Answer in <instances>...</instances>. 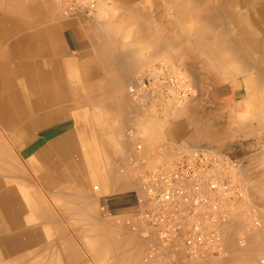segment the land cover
Wrapping results in <instances>:
<instances>
[{
    "label": "crops",
    "instance_id": "1",
    "mask_svg": "<svg viewBox=\"0 0 264 264\" xmlns=\"http://www.w3.org/2000/svg\"><path fill=\"white\" fill-rule=\"evenodd\" d=\"M1 1V10L5 12L1 22L15 13L22 19L31 15L33 18V13L27 11L23 0H15L14 3L10 0L5 3L8 5ZM117 1L112 7L117 10V15H114L113 10L112 15L108 16L109 6L103 5L92 18H80L67 27L71 32L68 40L70 58L77 63L80 72L77 74L91 76L86 86L78 88V91L85 93L86 116L78 122L73 116L70 123H50L41 132L39 143L40 149L55 145V163L59 165L56 170L60 177L74 175L77 178L76 183L68 182V186L64 182L56 191V195L61 197L58 202L62 205V219H67L66 214L76 216L63 204L78 205L77 218L85 220L86 225L75 233H96L94 236H100L99 239L102 237L98 241L108 251V258L104 259L103 264H112L110 252L116 245L119 246L120 259L125 260V264L142 256V230L135 221L136 190L141 186V172L173 158L178 151L189 147L185 146V141L174 137L168 124L170 119L160 116L146 96L140 95L143 98L138 99L139 95H132L129 89L138 70L144 63L157 59L160 49L174 50L175 25L172 22L175 16L166 0ZM36 7L41 8V11H51L47 4ZM15 22L14 19H7V27L13 30L9 37L25 44L26 24L18 20V25H15ZM53 26L59 27V23ZM110 26L113 32H110ZM160 32L164 38L159 37ZM52 35L55 37L56 33L53 31ZM42 36L38 35V38ZM251 114L253 110L248 112L245 120H241L246 129L238 132L237 136L253 137L255 143L251 145L255 150L242 167V175L238 180L242 182V197L232 206L230 221L221 228L223 237H226L225 243L230 246H225L228 254L191 260L184 258V251L180 248L177 250V259L166 262L162 257L171 251L164 250L158 252L155 261L150 264H264V122ZM44 133H49V136L46 138ZM131 150L133 154L129 152ZM95 180L99 181L97 188L93 187Z\"/></svg>",
    "mask_w": 264,
    "mask_h": 264
},
{
    "label": "bare ground",
    "instance_id": "2",
    "mask_svg": "<svg viewBox=\"0 0 264 264\" xmlns=\"http://www.w3.org/2000/svg\"><path fill=\"white\" fill-rule=\"evenodd\" d=\"M166 2L168 3V6L170 7L171 11L174 13V16L180 17L182 30L185 31L186 34L190 35V37H192L193 39H197V40L205 39L203 44V49L207 58L205 60L209 59L215 62L216 76L222 73L235 75L234 73H238V71L239 72L241 71L240 73L245 75L244 77H245V82L247 83V95H248L245 105L246 107L250 106V108L254 107L255 112H253V116L258 121L264 122V0H166ZM108 10L110 11V9ZM70 17L76 18V16H70ZM8 18L9 17H5L4 21H2L3 26L2 28L0 27V34H1L0 35L1 36L0 123L3 125L4 132L8 133V137L10 136L9 138L11 139L13 138L15 141H17L19 145V149H21L23 154H25L24 153L25 149L29 147L32 144V142L34 143V141L39 140L38 137L40 136L41 131L43 132V130L46 129L45 128L46 125L59 121L68 115L75 116L76 122L85 118L86 115L81 113L79 110H75V108H65L61 104L64 102H69V104L71 103L74 104L76 102V98H78L77 99L78 101L80 98L76 97L74 93L78 91V88L81 89L82 87L86 86L88 82H83V85H79L78 79L76 77V71H74L78 68V66H76V64L71 60L68 59L65 60L64 58L61 60L58 57V53L61 52L62 50L61 48H59V45H54L55 43H53V41L51 43L52 46L50 47L43 45V47H39V48L36 47V49L33 46V44L35 43L33 41L34 37H29V46L27 48H26V43L20 44L18 43V41L17 42L14 41L15 43L10 42L9 38H7V36L10 35V28L7 27ZM17 21L18 20H16L15 25H18ZM19 21L21 23L26 24V19L19 18ZM110 27L109 30L112 29V26ZM42 29L45 28L42 27ZM112 30H110V32ZM12 31L13 30L11 28V34ZM107 40L109 39L107 38L106 41ZM48 48H50L51 50H49ZM33 53L39 54L42 60L35 61L34 64V60L32 56ZM50 53H53V55ZM144 57H146V55ZM153 63L151 64L149 63V66H147L148 64H144V66L142 67L147 66L148 68L156 64ZM50 65L52 66L53 69H55L56 67L57 69H55L54 72L53 71L51 73L48 72V67H50ZM84 65H86L87 67V64L84 63ZM81 69L83 68L81 67ZM146 69H144L142 73H144ZM142 73L140 72L139 75H141ZM121 74L123 75V73ZM83 78L84 81L85 80L87 81L91 78V76L83 75ZM18 82L25 84L27 91H30L31 89V88H27V86H29L31 82H35L32 88L36 93H34L32 96H28V94L26 93V97L27 96L28 97L26 98V100H24L15 90V86L18 85L17 84ZM132 82L130 84L131 86H129V89L132 95H134V91H132L131 87L132 85L135 84L136 81L133 84ZM142 98H143L142 96L140 95L138 96V99H142ZM176 104L178 103L174 102L173 105L169 106V108L173 109L174 111V107L175 106L178 107V105ZM6 143H7L6 141H1L0 139V157L2 160H4L7 163L15 164V161L13 160L15 153L12 152V150L10 149V147H8ZM55 150H56L55 145H51L47 148H42V149H40L38 146L37 148L34 149V152H36V154L40 158L39 160L41 161L40 163L42 162L46 163L47 159L48 158L50 159V157L54 158L53 160L55 161L56 159ZM129 152L132 153V150ZM56 165L57 164L55 163V166ZM17 166L20 168L19 165ZM31 166H33V164H31ZM34 166H38V163H34ZM4 170H5L6 179L9 182H12L14 179L17 178L21 179L22 176L24 175V174L21 175L19 173L12 174L13 169L7 166L4 167ZM37 178L39 179V181L44 179L46 181V184L53 185L55 196L58 193V192L56 193V191H58L55 189L56 187H62L63 186L62 184L64 182H66V184L69 186L68 182L71 183L74 180L76 183V179H77L76 177H74V175H71L70 177H67L66 175L64 178L60 177V174H58L57 170L52 166L45 169H41L37 175ZM23 180L24 181H22V183H18L19 184L18 188H20V190H18L19 194L23 189V193L25 194L26 197V199H23L22 201L19 197L16 196L17 190L14 187L15 186L14 184L9 185L3 183L0 186V229L8 230L9 227L10 228L14 227L15 224L21 225V229H22L21 233L18 235L17 238H15V236L14 237L8 236L9 233L6 234L4 237L3 236L0 237V248H1L0 252L1 251L8 252L9 250H13L18 245V243H20L21 247H23V244L24 245L26 244V231H25L26 228L23 226V221L25 217L23 216L24 219L22 220V216H21L25 207L28 208L27 216L30 218L29 221H31V219L39 220L41 218L45 219L48 217H52L53 214L52 211L49 209L50 208L49 204L46 202L44 198L41 197V194L39 193L40 188L37 186L36 183L34 184L32 178L27 176V179L24 177ZM98 186H99V181L95 180L93 182V187L97 188ZM24 188H26V191ZM60 198H61L60 195L59 197L57 196L58 200H60ZM87 198L88 197H86V199ZM77 206H74V203H68V208L76 213L78 212ZM83 215L86 214L83 213ZM229 221L230 220H228L227 222ZM48 229H50V227ZM95 234L96 233H94V235ZM96 237L99 238L100 236H96ZM225 239L226 237H224V244L225 246L228 245L227 247L229 248L230 246L229 244L225 243ZM61 244L63 245L64 248L63 250L65 252L66 251H68L69 253L73 252L76 256L80 258V260H82L81 251L75 246L73 240L67 239L66 241L61 242ZM73 253L71 254L70 257L71 259L73 258ZM226 253L227 252H224L223 254L220 255V257L225 255ZM192 259L194 258H191V260ZM82 261L80 264H86L83 263Z\"/></svg>",
    "mask_w": 264,
    "mask_h": 264
},
{
    "label": "rangeland",
    "instance_id": "3",
    "mask_svg": "<svg viewBox=\"0 0 264 264\" xmlns=\"http://www.w3.org/2000/svg\"><path fill=\"white\" fill-rule=\"evenodd\" d=\"M11 1L13 3L15 2V0ZM1 2L5 4L6 2H10V0H3ZM2 3L1 5H3ZM23 3L26 4L27 11H31L33 13L32 19L31 17L26 16V48L29 46V37H34L33 39L35 43L33 44V46L35 47V49L36 47H43V45L50 47L52 46L51 43L53 41V43H55L54 45H59V48H61L62 50H60L61 52L58 53V57L61 60V56H63L65 60H71V47L68 43V40L71 37V32L67 27H69L72 22H75L81 17L92 18L97 9L101 8L103 5L109 6L108 9H110V11H108L107 13L108 16L112 15L114 10L112 9V5H116L118 1L98 0L97 9L91 16L80 14L79 16H76V19H73L69 15L65 14L58 7L57 3L54 0H23ZM45 4H48V6H50L51 11H49V9L46 12L41 11V8L36 7L39 5L44 7ZM35 11L37 14H35ZM3 14H5V12L1 10L0 6V20H2ZM114 15H117V12H115ZM19 18H21V16L16 13L11 14L9 17V19L14 20H19ZM55 23H59V27L54 28L53 24ZM1 24L2 23L0 21V27L2 28ZM173 24L175 25L174 50L167 51L166 48L160 49L159 57L157 59H153V61L150 60L149 63L151 64L154 62L168 64L175 71L184 72L194 83L196 91L193 95L186 98L181 103L176 104L178 105V107L175 106L176 109L174 107V111L173 109L168 107V114H166L163 110H157L158 114L162 117H167L168 119H170L168 121V124L173 131L174 137L178 140L185 141L186 147L209 146L218 149H227L234 153L236 156L241 157L242 162L239 174L241 176L242 167L247 163L250 153L255 150V148L251 145V143H255L253 142L255 140L253 137L241 138L237 136L238 132L240 133V131L246 129L245 123L241 122V120L246 119V116L248 115V112L250 110H253V112H255L254 107L250 108V106L246 107L245 105L248 96L247 83L245 82L244 77L245 75L241 74V71H238V73L240 74L234 73L235 75H229L226 73H222L216 76L215 62L209 59L205 60L207 59L203 49L205 39L197 40L190 37V35L185 34V32L181 28V19L178 17H174L172 25ZM42 27H44L45 29H42ZM53 31L56 33V35H54L55 37L52 36ZM14 34L16 33L14 32ZM38 35L43 36L41 39H39ZM9 36H7V38H9L10 42L15 43L14 40H16V38H11ZM159 37L164 38L161 32ZM196 40L200 43H198ZM48 49L51 50L50 48ZM62 52L63 54H61ZM50 54L53 55V53ZM32 56L34 64L35 61L42 60L39 54L33 53ZM74 63L77 64L76 61ZM149 63L147 66H149ZM147 66L139 69V71L136 73L137 75H135L134 77L135 79L132 84L136 81V78L139 76L140 72L142 73L144 69L147 68ZM51 68L52 66L50 65V67H48V72L50 73L52 71L54 72L55 69H57V67L55 69ZM74 71H76V77L78 79L79 85H83V82H88V80L84 81L83 76L77 74L79 72L78 68ZM34 83L35 82H31V84L27 86V88H31L30 91H27L25 84L18 82L17 84L19 86L16 85L15 90L19 93L21 98L26 100L28 96H32L34 93H36L32 88L34 86ZM26 93L28 94L27 97ZM74 94L76 97L80 98L78 100L79 102L77 101L78 98H76V102L74 103L75 105L72 103L71 105L69 104V102H64L61 105L65 108H75V110H79L84 114L86 112L85 93L77 91ZM71 117H73V115H68L59 121L67 122L69 120L68 123H70L72 120ZM68 125L71 126L70 124ZM46 126L50 125L48 124ZM0 136L1 141H6L8 147H10L12 152L15 153V156L13 154V160L15 161V164L7 163L0 157V186L3 183L9 185L14 184V187L17 190L16 196L19 197L22 201L23 199H26V197L23 193V189L19 194L18 190H20V188H18V183H22V181H24V177L26 179L27 176L31 177L34 184L36 183L40 188L39 193L41 194V197L46 200V202L49 204V209L53 213L52 217H48L45 219L41 218L39 220L31 219V221H29L30 218L27 216L28 208L25 207L21 216L22 220L25 217L23 226L26 228H24L26 231V246L23 244V247H21L20 243H18V245L13 250H9L8 252L1 251L0 264H80L82 260V262L86 264H103L104 259L108 258V251L106 248L104 249L103 244L98 241L99 238H97L93 234H82L81 232L80 234H78V236L75 231L83 228L86 225L85 220L78 219L77 215L70 216V214H66V220L62 219V205L60 204V202H58L59 200L57 199V195L55 196L54 186L46 184V181L44 179L39 181V179L37 178V175L41 169H45L50 166L54 167L55 169H57L56 167H58L57 165L55 166V161L53 160L54 158L51 157L50 159H47L46 163H40V158L38 157L36 152H34V149L39 146L40 136L38 137L39 140L34 141V143L32 142V144L25 149V154H23L21 149H19L17 141H15L13 138H9L10 136L8 137V133L4 132L3 125L1 123ZM43 136H49V133H44ZM34 163H38V166H34ZM31 164H33V166H31ZM17 165H19L20 168ZM5 166L13 169L12 174L19 173L21 175H24L21 179L17 178L12 182H9L6 179L4 170ZM73 183H75V181ZM24 189L26 191V188ZM55 189L59 190L60 187H56ZM63 205L67 209H69L68 204ZM91 208L92 207H89V209ZM69 210L72 211L73 214H77L73 210ZM47 227H50V229H48ZM21 231V225L15 224L14 227H9L8 230L0 229V237H4L9 233L8 236H15V238H17ZM141 234L144 241L142 256L137 257L138 260H132L133 262H130V264H150L155 261V259L153 258H156V256L150 257L148 255V249L149 247H151L150 240L143 234V232ZM67 239L73 240L75 246L81 251L82 260H80V258L73 252V258L71 259L70 257L72 253H69L68 251L65 252L63 250L64 248L61 242L66 241ZM100 239H102V237ZM117 243L118 242H116V244ZM110 253L112 264H125V260L120 259L118 245L112 247V252ZM219 256L220 255L206 257ZM132 259L134 258L132 257Z\"/></svg>",
    "mask_w": 264,
    "mask_h": 264
},
{
    "label": "built area",
    "instance_id": "4",
    "mask_svg": "<svg viewBox=\"0 0 264 264\" xmlns=\"http://www.w3.org/2000/svg\"><path fill=\"white\" fill-rule=\"evenodd\" d=\"M54 1L69 16H91L98 5V0ZM131 89L166 114L170 105L196 91L184 72L164 63L148 67ZM241 162L227 149L195 146L142 170L135 216L151 242L150 257L167 250L171 252L162 259L170 262L177 259L180 248L187 259L225 252L221 227L242 197Z\"/></svg>",
    "mask_w": 264,
    "mask_h": 264
}]
</instances>
